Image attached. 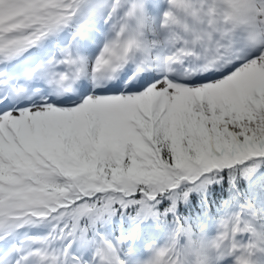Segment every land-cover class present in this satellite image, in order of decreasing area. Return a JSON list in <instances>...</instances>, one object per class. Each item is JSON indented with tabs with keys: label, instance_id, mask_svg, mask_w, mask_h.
<instances>
[{
	"label": "snow or ice",
	"instance_id": "1",
	"mask_svg": "<svg viewBox=\"0 0 264 264\" xmlns=\"http://www.w3.org/2000/svg\"><path fill=\"white\" fill-rule=\"evenodd\" d=\"M0 264H264V0H0Z\"/></svg>",
	"mask_w": 264,
	"mask_h": 264
},
{
	"label": "rangeland",
	"instance_id": "2",
	"mask_svg": "<svg viewBox=\"0 0 264 264\" xmlns=\"http://www.w3.org/2000/svg\"><path fill=\"white\" fill-rule=\"evenodd\" d=\"M150 242L151 240L149 238L141 237L137 241L133 242V247L137 249V251L140 253L141 256H145L146 255L145 249L147 247V244Z\"/></svg>",
	"mask_w": 264,
	"mask_h": 264
}]
</instances>
